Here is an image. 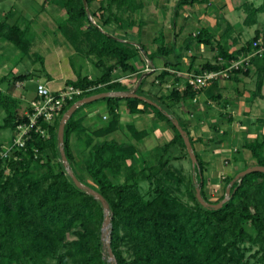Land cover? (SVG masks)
Wrapping results in <instances>:
<instances>
[{
	"label": "trees",
	"instance_id": "obj_1",
	"mask_svg": "<svg viewBox=\"0 0 264 264\" xmlns=\"http://www.w3.org/2000/svg\"><path fill=\"white\" fill-rule=\"evenodd\" d=\"M55 2L65 13V18L57 22V32L72 47L75 57L91 61L99 75L95 78L82 75L72 58L77 78L67 81L66 85L81 89L83 95L68 100L53 123L41 117L37 119L36 125L30 128L25 147L13 150L12 158L5 161L10 169L9 176L4 173L6 168L0 167V264H110L105 258L109 249L102 237L106 220L104 207L99 199L76 186L67 173L60 152L59 126L66 112L84 98L102 93H129L135 87L137 95L145 96V78L140 73L145 67H141L137 59L145 54L153 61L156 56L147 54L141 40L129 41L115 34L138 26L140 36L144 24H137L134 15L144 8V0H86V4L84 0ZM204 3L208 0H177L176 10ZM243 7L247 14L244 24L248 27L257 25L258 16L264 14V0L259 6L244 4ZM29 30L5 18L0 21V40L12 44L23 57L41 63L45 70L43 58L32 53ZM232 32L233 28L228 25L221 39L216 41L209 29L202 28L188 39V43L197 41L216 52L212 61L196 69L191 65L189 72L194 76L217 73L243 60L238 68L227 72V79H214L209 86L216 88L218 81L254 74L257 78L254 97H261L264 51L248 57L259 51L261 44H255L262 37L264 39V35L257 29L251 41L232 51L231 48L239 43V37H231ZM154 43L158 44V55L171 54L172 50L165 46L163 33L154 39ZM165 65L169 66L168 63ZM169 75L168 72L160 73L152 86L156 82L161 86ZM31 76L33 73L18 74L11 82L15 86ZM120 77L130 80H120ZM5 81L4 78L1 82ZM185 85L184 91L173 87L168 95L155 97L157 105L137 98H102L100 100L107 103L108 122L94 130L86 126L85 117L80 113L96 102L77 108L64 131L63 147L68 164L77 179L98 192L108 205L113 264H249L244 259L254 247L258 249L249 258L260 255L258 261L264 264V173H250L233 182L240 173L236 172L224 179V192L230 187V198L220 208L204 207L200 203L197 189L204 201L212 205L222 202L225 195L214 203L209 200L205 191L208 163L194 149L201 139L191 137L188 123H183L170 110L195 99L209 87L195 91L188 80ZM221 97L211 96L213 100ZM37 98L36 94L26 111L20 112L23 101L0 90V109L6 113L2 128L15 131L19 126H30L34 113L32 102ZM122 101L127 103L132 115L152 113L160 122L158 124L174 133L168 143L157 149V158L150 167L137 157L139 152L133 143L111 138L122 130L118 113ZM175 122L187 133L196 157L189 185L181 170L171 172L169 169V155L178 148L185 150V157L192 163ZM127 130L136 142L149 136L147 131L138 130L134 124L127 125ZM75 139L77 145L82 144L81 149L76 148ZM243 149L251 153L254 166L264 167V135L247 141ZM57 158L60 163L55 167ZM129 161L140 163L139 172L131 166L133 171L124 183L114 182L111 176L123 173ZM38 167L43 169L41 173L36 171ZM140 179L149 183L147 191L142 189ZM182 186L186 187L190 204L180 197Z\"/></svg>",
	"mask_w": 264,
	"mask_h": 264
},
{
	"label": "crops",
	"instance_id": "obj_2",
	"mask_svg": "<svg viewBox=\"0 0 264 264\" xmlns=\"http://www.w3.org/2000/svg\"><path fill=\"white\" fill-rule=\"evenodd\" d=\"M15 1H17V3L14 2V5H12V10L9 11V13L6 15V18H9V21L12 19V21H16L24 27V22L28 20V11H30V8L32 9L33 6H35L36 14L34 15V19H39V16H41L42 18L45 17L44 21H48V25H51L50 31L57 34V37H61L65 42L61 44V46L55 43L53 47H51L49 55H47L46 58L42 57L44 60L45 70L42 69L40 74L37 75L36 73H33V75L38 77L44 76L45 79L39 78V80L37 81V85L38 83L46 84L52 91H58L63 87H67V81L76 80L77 74L74 73V68L71 64L72 58L75 57V52L72 47L68 45L64 37L57 32V17H59L58 15L63 14V10L58 6L55 0H30V2L32 1V3L30 4V6L28 4V9L26 8L27 6H24L25 4H23V1L29 0ZM237 2L238 0H208V3L188 6L177 12V0H144V8L134 15V20L137 22V24H144V28L141 29L140 36H138V26H136L137 28L134 27L132 28V30H130V32L133 31L135 34H131L129 30L115 33L119 37L126 38L129 41H138V39L141 40V43L147 50V54L156 55L153 61H149L146 58L145 54H143L140 59H137L138 64L141 67H145V69L141 70L140 72L143 74L142 78H146V84L144 86L145 96L141 97L146 98L152 103H158L155 97L168 95L170 89L173 87H177L179 91H184L186 86L185 81L187 82L188 76L192 75L189 72L190 66L193 65L194 69H196L203 63L213 60L214 57L211 55L215 54V51L210 46H204L193 40L192 42L190 41L188 43V39L191 40L192 36L194 37L200 29H209L210 32L215 36L216 41H218L224 34L226 27L228 25H231V27L233 28L231 37L238 38L237 36L240 35V32H242V30H240V25H238V23L233 25L229 21L228 17L231 15L226 18L227 14H230L234 10L236 11L234 4ZM17 7L21 8L20 13H17V11L14 10ZM152 7L156 10L154 14L156 19L155 17L153 18V16L150 15L151 21H149L146 20V15L149 16ZM21 20L23 22H21ZM41 21L42 20H40V24ZM135 28L137 29V31L134 30ZM146 30L147 33L145 34L144 32ZM160 33L164 34L165 46L168 49L172 50L171 54L167 56L157 54L158 44L154 43V39H156ZM239 37H241V35ZM238 39L239 46L241 38ZM65 44L69 48L68 52L66 50H61L65 48ZM9 45L10 43L8 42H5V44H3V48L0 49L1 56H4L5 48L7 50ZM236 46H234V48ZM232 48L231 50L234 49ZM210 57L212 60H208V58ZM148 62L150 64H148ZM165 63H168L169 66H166ZM50 64H52L53 68H55L56 70H60L61 68H64L66 66L68 71L71 72V75L69 74L68 78H66L67 76H65L64 74H54V72L51 70ZM0 66L2 67L1 69H3L4 64H1ZM150 66H152V69L157 70V72L159 71V73L168 72L170 75L166 78L164 84H162L161 86L163 88L170 87V85L172 86L167 89H163L161 87L160 91L158 86L159 83L156 82L155 86H158V91L154 92L151 86L147 84V81L150 79V77H156V75L150 76V71L147 72L150 69ZM15 75L18 74L14 65V67L9 70L8 74H0V85L3 84L1 82L2 79L5 78L7 79L6 82H9L10 79H12ZM253 75L254 74H252L251 78L253 77ZM177 78H180L178 83L176 82ZM251 78L239 75L236 79L233 80L218 81L219 85L216 88H211V85L202 93L198 94L195 99H189L184 103L176 105L172 109H170L172 114H175L176 117H179L183 121V123H188V129L190 131L191 137H193L195 140L201 139L200 142L195 143L194 149L195 152L205 162L207 161L204 158V155L209 154L210 151L214 152L218 150V154H220L221 157L223 156V158H225H221L220 155L216 157L218 161H226L225 166L219 164L221 167L220 170L222 172V175L224 176L223 179L233 176L236 172L243 171L245 167H252L255 165V160L252 158L251 153L248 150L243 149V145L247 141H252L256 137L264 135V85L262 88V96L254 97L255 88L251 91L247 90L246 88V82ZM141 80L142 79H140V81ZM17 84L21 86L20 88L22 90V88H24L25 86V81L19 82ZM13 87L15 88V86ZM133 91L136 92V87ZM210 95H221L222 97L218 100H213ZM23 99H25V97H23ZM102 102V105H95V103L91 105V107L85 108L80 113L81 117H85L84 123L86 124V126L90 127L92 130L96 128L93 127V122L90 118V115L91 117L93 116V114L98 115L99 109H104L107 112V103L104 101ZM118 113L121 116V132H124L127 136L130 137V139L131 136L127 130V125L134 124L138 130H145L142 129L143 123H151V130H145L149 133V136L139 142L145 141L150 137L151 133L155 136V138H158L159 136H161V134L159 133L160 128H163L165 134L169 135L170 140L174 136V133L171 129L163 126V124H158L160 122H157L155 120L154 114L148 113L132 115L129 112L127 103L125 101H122L120 103ZM107 117L108 115L103 116V120H105L106 123L108 122ZM210 123L228 124L223 130L220 129L221 127L224 128V125L221 126V124L219 125V127L214 128V130L216 131V136L219 137V144L212 145V142L210 141V146L208 147L206 146V139H212V136L210 134L211 131L207 126ZM222 138L224 139V142H221L223 141ZM227 143H230L229 146L227 145ZM199 146L202 147V149H199ZM201 152L205 153L203 154ZM207 163L208 166L211 165L210 162ZM214 170L217 171L216 169ZM215 174L216 172L214 173V175ZM207 176L208 183L210 178H212V181L214 182L217 181L216 178L211 177L212 175L210 173Z\"/></svg>",
	"mask_w": 264,
	"mask_h": 264
},
{
	"label": "rangeland",
	"instance_id": "obj_3",
	"mask_svg": "<svg viewBox=\"0 0 264 264\" xmlns=\"http://www.w3.org/2000/svg\"><path fill=\"white\" fill-rule=\"evenodd\" d=\"M14 2L17 3V1H15V0H0V21L4 20L6 18V15L9 13V11L12 10V5H14ZM261 2H262V0H238V2L234 4L236 11L234 10L230 14L226 15V18L229 15H231L228 17V19L233 25L237 24V23H238V25H240V30H242V32H240L241 37H239L240 35L237 36V37L241 38L240 45H239L240 47H242L243 45H246V43L248 41H251L254 38L255 32L257 29H259L261 34L264 35V14H260L258 16V19H257L258 24L257 25L248 27L244 24V21L247 17V14L245 13V10L243 7L244 4H247V5L255 4L256 6H259ZM31 3H32V1L30 2V0L29 1H23V4H25L24 5L25 7L27 6L26 7L27 9ZM28 4H29V6H28ZM35 8L36 7L33 6L32 9L30 8V11L27 10L28 11V13H27L28 20L26 22H24L25 26L23 28H25V27L29 28L30 27V30L28 32V36L32 40V45H33L32 53H36L37 55H39L43 58H46L47 55H49V51L51 50V47H53V45L55 43H57V45L59 44L61 46V44L65 43V42H64V40H62L61 37L58 38L57 34L52 33L50 31L51 25H48L49 24L48 21L47 22H45L46 20L44 21L45 17L42 18L41 16H39V19H37V20L34 19V15L36 14ZM20 9L21 8L17 7L14 10L17 11V13H20ZM155 12H156V10L152 7L151 12L149 13V16L146 15V20L151 21L150 15L153 16V18H154ZM58 16L59 17H57V19L61 21L65 18V13L63 12L62 15H58ZM15 19H17V18H15ZM155 19H156V17H155ZM40 20H42L41 24H40ZM9 22L11 23V22H16V21H12V19H11ZM21 22H23V21L21 20ZM95 22H96V20H95ZM136 28L134 29L135 31H137ZM143 28H144V26H143ZM130 30H132V29H130ZM130 30H129V32H130ZM132 32H130V33L135 34L134 32L133 33ZM144 33L146 34L147 30ZM127 38H128V36H127ZM124 39H126V38H124ZM1 41L2 40H0V49L3 48V44H5L4 41L3 42H1ZM261 41L262 42H260L259 44H261L264 47L263 37L261 38ZM237 46H238V44H237ZM237 46L235 48L233 47L234 49L233 48L232 49L233 50L239 49L240 47L238 46L239 47L238 48ZM8 48H7V50L5 48L4 56L0 55V65L4 64L3 69H1L2 67L0 66V69H1L3 74H8L9 70H11L14 67V65L16 67L17 74H28V72L36 73L37 75L40 74V72L42 70L41 63H39V62L35 63L32 60H30L28 57H23L22 54L20 52H17L15 47L12 46L11 44L9 45ZM68 49H69L68 46L65 44V48H63L61 50L62 51L66 50L68 52L69 51ZM0 54H1V52H0ZM215 55H216V52H215V54H213L211 56L214 57ZM208 60H212L211 57L208 58ZM74 64H75L76 70L80 71L82 75H88L92 78H95L99 75V71L94 67L93 63L89 60H84V58L74 57ZM148 64H150V63L148 62ZM50 66H51V70L54 72V74L55 73L58 75L64 74L65 76H67L66 78H68L69 74L71 73L68 71L66 66L64 68H61L60 70L59 69L56 70L55 68H53L52 64H50ZM1 71H0V74H2ZM149 71H150V76L156 75V77H157L160 74L159 71L157 72V70L152 69V66H150V69L147 72H149ZM74 73L76 74L75 69H74ZM190 76H192V75H189L188 78ZM156 77L154 78L152 76L147 81V84H149L151 86V88L154 90V92L158 91L157 90L158 86H159L160 91H161V87H162L158 83H157L158 86H155V85L152 86ZM39 78L45 79L44 76L43 77H38L35 75L31 76L29 79H27L25 81V86H24V88H22V90L20 88L21 86L18 85L17 83L15 84V88H14L13 82H11V79L9 82L5 81L2 85H0V89L2 91L7 92L8 94L12 95L16 99H21L23 102L20 105V112L23 110L26 111V106L31 102V100L37 94V81L39 80ZM168 79H170V78H168ZM120 80H126L127 81L130 79L123 77V79L121 78ZM145 80H146V78H145ZM256 80H257L256 76L253 75V77L246 82L247 90L251 91L255 88ZM223 81H228V80H223ZM245 81H246V79H245ZM171 86L172 85H170V87ZM170 87H164V88L162 87V88L167 89ZM62 89H64V87ZM62 89H60V90H62ZM60 90H58V91H60ZM23 97H25V99H23ZM102 103H103L102 100H98V101H96L95 105H98V104L102 105ZM89 107H91V106H89ZM98 112H99L98 115L93 114L92 117L90 115V118L93 122L94 128L101 127L106 123V121L103 120V116H107L108 115L107 112L104 109H101V110L99 109ZM5 116H6L5 111L3 109H0V167L6 168L4 173L6 176H9L11 174L10 169L8 168L7 162H5V161L10 160L12 158V156H11V154H9L8 157H5L3 154H5L4 152H5L6 148L10 144H12L15 141V139H17L18 134L20 133V130L17 129L15 131H13L11 129H3L2 125L4 123ZM220 124H221V126L224 125V128H222L220 126L221 127L220 129L223 130V129H225V126L228 123H210L209 125H207L209 127V130L211 131L210 134L212 136L211 137L212 139L211 140H209L208 138L206 139L207 140L206 146H208V147L210 146V141L212 142V145L219 144V137L216 136V131L214 130V128L219 127ZM151 125H152L151 123H143L142 129L151 130ZM159 131H160L159 133L161 134V136H159L158 138H155V136L151 133L150 137L147 138L143 142H136V141L130 139L129 136H127L124 132H121V131L113 134L111 136V138L117 139L119 141L133 143L137 147L138 152H139V156H137V157H141L143 160H145V165L150 167V166L154 165L155 160L157 158L158 154L155 155L157 149L160 148L161 146H163L165 143H168L170 140L169 135L165 134V131L163 130V128H160ZM222 140L223 141H221V142H224L223 138H222ZM74 142L76 144L77 149L82 148L81 147L82 144H81V146L77 145L78 141L76 139L74 140ZM229 144L230 143H227L228 146H229ZM199 149H202V147L199 146ZM192 150H193V148H192ZM204 151H206V150H204ZM193 153H194V151H193ZM201 153H203V152H201ZM76 154H79V153L76 152ZM230 154H231V152H230ZM218 155H220V154H218V150H216L214 152L210 151L209 154L204 155V158L206 159V161L210 162V164H211L207 168L206 175H208L210 173L212 175L211 177L217 179V181L214 182V181H212V178H210L209 183H207V186L205 189L206 194L212 203L216 202L221 196L225 195V197H226V193L224 192V185H225V182L223 179L224 176L222 175V172L220 170L221 169L220 165L225 166L226 161H224V160L220 161L219 160L220 161L219 162L216 158ZM169 156L171 158L170 159L171 165L169 166L170 171L173 172L175 170H181L183 172V175H185L186 180H188V182H186V183H188V185H189V180L194 175V172H193L194 166L189 161L188 157H185V150L183 151V149L178 148L175 151H173L172 153H170ZM220 157H221V155H220ZM227 157H229V156H227ZM221 158H223V156ZM15 159H17V158H15ZM223 159H225V158H223ZM59 163H60L59 158L55 159V167H57L59 165ZM127 164H128V166H127V168L125 167V170L123 171V173L120 172V173L116 174L115 176L114 175L111 176L114 182H117L119 184L124 183L127 176L130 175L131 171H133L132 169L129 168L131 166L136 169V172H139V168L141 167L139 162L129 161ZM142 165H144V164H142ZM69 168L72 171L70 165H69ZM214 169H216L217 171H215ZM36 171H39L41 173L43 171V169L38 167L36 169ZM208 171H209V173H208ZM215 172H216V174H215L216 177L214 175ZM207 179H208V176H207ZM88 182L90 184H92L90 181H88ZM139 183H140V185L144 191H147L150 187L149 183L146 180L140 179ZM185 191H186V187L184 188V186H182L181 187L182 193L180 194L181 195L180 197L182 198L183 201L190 204L191 201L186 196ZM110 227H111L110 225H106V226H103V228H102V233H103L102 237H103L105 244H106L107 236L110 232ZM257 249H258L257 247L252 248L251 253L246 255L244 262H246L248 260L249 264H260V262L258 261V258L260 255L256 254L257 255L256 258H249L250 255L255 254ZM105 258H106V261L108 263H110V264L114 263L113 259L110 257V255H108V257L106 256Z\"/></svg>",
	"mask_w": 264,
	"mask_h": 264
},
{
	"label": "built area",
	"instance_id": "obj_4",
	"mask_svg": "<svg viewBox=\"0 0 264 264\" xmlns=\"http://www.w3.org/2000/svg\"><path fill=\"white\" fill-rule=\"evenodd\" d=\"M94 21V20H93ZM95 23V21H94ZM262 42L261 40L255 44V46H259V43ZM264 51V47L261 45L259 51L254 52L248 58L262 53ZM243 62L236 61L232 64V66L227 69L226 71H221L217 73H205L201 76H190L188 78L189 85L195 91H199L203 88H207L212 80L218 78H228V71L232 68H238V66ZM83 95V91L81 89H76L73 86H67L60 91H52L46 84H38L37 85V96L38 98L32 102V108L34 109V113L30 118V126H19L17 129L20 130L17 139L10 144L6 150L5 157H8L9 154L13 152L15 149L25 147V142L28 137V133L30 128L33 125H36L38 118H44L47 122L53 123V121L61 114L64 104L68 100H72L76 97ZM43 135H45L44 131H41Z\"/></svg>",
	"mask_w": 264,
	"mask_h": 264
},
{
	"label": "water",
	"instance_id": "obj_5",
	"mask_svg": "<svg viewBox=\"0 0 264 264\" xmlns=\"http://www.w3.org/2000/svg\"><path fill=\"white\" fill-rule=\"evenodd\" d=\"M84 3L86 4V0H84ZM106 97L137 98V99L143 100L145 102H148L149 104L155 105L154 103H152L151 101L147 100L146 98L137 95L135 91L129 92V93H121V92L102 93V94L93 95V96L84 98V99L80 100L79 102L75 103L66 112V114L63 116V118H62V120L60 122L59 131H58V138H59V143H60V152H61V156H62V161L64 163V166L66 168V171L68 172V174L70 175V177L73 179V181L76 184V186H78V187L86 190L88 193H90L91 195H93L94 197H96L97 199H99L102 202V205L104 207L105 214H106V220H105L104 226L110 225V217L108 216V214H109V208H108V205L105 202V199L98 192H96L95 190H93L92 188L83 185L77 179V177L73 174V172L69 168V164H68V161H67V158H66V155H65L64 147L63 146H64V131H65V125L68 122V120L72 117V115L76 111V109L79 108L80 106L84 105V104H90V103L96 102V101H98V100H100L102 98H106ZM174 124L177 127V129L179 130V132L181 133V135L183 137V140L185 142L187 151L189 153V156H190V158L192 160V164H193V166H195V164H196V157H195V155L193 153L190 139H189L187 133L179 126V123L178 122H175ZM254 172L264 173V167H261V166H252V167H249L246 170L238 173L233 182L238 181L242 177L246 176L247 174L254 173ZM233 182H232V184H233ZM197 198H198V200L200 201V203L204 207L220 208L230 198V187H228L226 189V197H225V199L222 202H220L218 205H212V204L206 203L204 201V199L202 198L199 189H197ZM106 245H107V247L109 249V255L113 259V262L115 263V259H114L113 253H112V251L110 249V232H109V234L107 236V239H106Z\"/></svg>",
	"mask_w": 264,
	"mask_h": 264
}]
</instances>
